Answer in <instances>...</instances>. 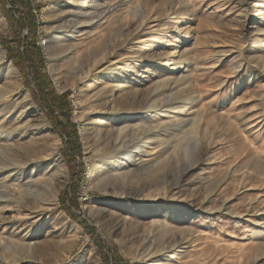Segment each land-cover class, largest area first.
Returning <instances> with one entry per match:
<instances>
[{
  "label": "rangeland",
  "instance_id": "rangeland-1",
  "mask_svg": "<svg viewBox=\"0 0 264 264\" xmlns=\"http://www.w3.org/2000/svg\"><path fill=\"white\" fill-rule=\"evenodd\" d=\"M131 1L0 0V89L12 98L0 100L3 128L17 130L24 112L29 127L18 152L57 151L52 166L66 167L50 181L59 185L53 201L44 183L36 196L19 197L1 179L0 196L8 200L0 202L7 241L0 264H264V0ZM115 2L122 5L103 20ZM25 15L50 82L45 93L71 106L69 117L54 113L63 132L31 68L24 77L10 56L24 51L19 40H30L29 29L16 26ZM109 74L120 76L107 93L101 86ZM129 113L172 126L133 178L116 181L109 178L114 136L100 124ZM75 139L80 155L69 150ZM73 172H84L78 189ZM68 194L78 203L70 211ZM148 208L166 229L151 228ZM146 230L154 231L156 249L169 245L152 260L138 256ZM18 241L33 243L32 258Z\"/></svg>",
  "mask_w": 264,
  "mask_h": 264
},
{
  "label": "bare ground",
  "instance_id": "bare-ground-1",
  "mask_svg": "<svg viewBox=\"0 0 264 264\" xmlns=\"http://www.w3.org/2000/svg\"><path fill=\"white\" fill-rule=\"evenodd\" d=\"M128 2L129 1H127V4H129ZM130 2H132V1L130 0ZM141 2H143V1H141ZM101 3L103 4V2H101ZM121 5H122V3L119 4L117 2H115V4L109 3L108 5H106V8H104L103 12H102L104 14L102 16L103 20H104V17L106 15L112 13L117 7H119ZM102 8H103V6H102ZM128 14H130V13H128ZM133 15L136 16L135 14H133ZM98 16H99V13H98ZM96 17H97V15H96ZM140 19H142L141 20V26L143 27L145 25V21L147 18L141 17ZM99 21H100V18H99ZM0 28L1 29L5 28V19L1 14H0ZM139 28H140V26H139ZM109 54H110V52H109ZM130 58H132V57H130ZM98 65H99V63H98ZM3 67L6 68L7 72L12 73L14 75H17L16 68L11 62L6 61V64H4ZM95 67H96V65H95ZM119 76H120V74L117 76H114L112 74L107 75V77L103 81V84L101 86L102 87L101 90L103 92L109 90L107 93L113 92L114 91L113 87H115L114 84L119 82V78H117ZM112 85H114V86H112ZM4 95H5L4 91L0 89V100L5 99L8 101L7 104L10 103L12 101V98L10 96L9 97L7 96V98H6V96H4ZM108 104H109V102H108ZM116 107H117L116 102L112 101L110 104V108L112 109V111H114L113 109ZM15 108H17V107H15ZM4 111L5 110L0 111V181H1V179H3L2 182H4V184L11 185V187H12L11 188V194L19 196V197H21L22 194H31V195L36 196L38 194L39 190L41 189L40 184L44 183L46 185L43 188L45 189V195L47 197V200L53 201V200L57 199V191H58L59 185H57V184L53 185V183H50V181L52 180L55 173H58L57 171H59V168L61 169L62 174H65V168H66L65 165L64 166L61 165L59 167L52 166L53 163L51 162V160H53L54 158H55V160L59 159L57 151L51 152L50 150L43 149V150H39L36 152L35 151L18 152L19 150L16 148V141L22 140L23 138L25 139L26 136L23 132H24V129L29 127V123L24 120V115H23L24 112H22L21 114L19 113L20 117L17 118V121H18L17 124L19 125L18 129L17 130L14 129L13 132H9V131L7 132L5 130V128H3V126L6 125V123L8 122V120L2 119V117L5 116ZM146 113L148 114L147 111H146ZM130 114L131 113L127 114L124 117H122L123 115H121V117L118 119L113 118L111 120V122H108V123H107V120L105 119L106 121H103V122L101 121V124H100V126H101L100 128L106 127L108 133L111 134L112 136H114L113 137L114 138L113 139L114 140L113 141L114 142L113 143V152L111 155L112 162H111V165L109 167L110 172L113 174L109 178L116 179V181H121V180L123 181V179H126V178H133L135 176V174L139 170H141V168L139 166V165H141V159H142L141 157H150V156L154 155V152H153L154 149L159 147V146L157 145L156 147H152V145H156L159 142V140L161 139V135L168 132L169 128H171L169 126H172V125H170V123L168 124L167 122H164V121L160 122L159 124H153V123L149 122V120L148 121L142 120V121L137 122L138 120L135 119V116L132 114L130 115ZM105 117H107V114H105ZM145 117H143L144 120H145ZM182 125L180 126L178 124L177 126H174V129L180 130L182 128ZM99 134H100V132L97 133V136H98L97 140L98 141H99V139H98ZM100 138H101V136H100ZM143 140H145V142H143ZM131 143L132 144L135 143V145L129 146V144H131ZM161 145H163V144H160V146ZM165 146H168V143H167V145L165 144ZM169 146H170V144H169ZM160 150H163L165 152L167 150V148L166 147L164 149L161 148ZM4 153H7V154L9 153V156H7ZM167 154H168V152H167ZM152 157H154V156H152ZM159 164H160V162H159ZM106 172L108 174L109 169H106L102 172V175H105V177L107 176ZM114 184L116 185V183H113V185ZM91 185L92 184H88L87 188L91 187ZM87 188H86V190H87ZM104 191H107V188H104ZM7 200L8 199L5 198L4 196H0V202L7 201ZM4 211L5 210H1V203H0V213H3ZM145 211L147 212V214H150V215H152V217H155V218H153V220H151V228L152 229L158 228V227H160L161 229H166L167 223L165 221L158 220L157 217H158L159 212L157 210L152 209V208H148V209H145ZM153 232L151 230L145 231V235H144L145 245L141 246L137 250L138 256L141 259L149 258L150 260H152L158 254L165 253L169 248V245L167 246L166 242L163 241V244H161L158 247V249H156V247H155L156 245H155L154 241L152 240ZM4 241L7 242L6 239L2 236V234H0V244H3ZM29 243L30 244L26 243V241H24V242L18 241L17 245L20 248H22L23 251L29 256L28 258H32L34 256L33 254L35 252V249L33 247L34 245H32L33 243L32 244H31V242H29ZM4 245L5 244H3V246ZM198 247H199V245H198ZM182 248H184V247H182ZM184 251H186V250H184ZM174 253H177V252H174ZM32 261H33V259H32Z\"/></svg>",
  "mask_w": 264,
  "mask_h": 264
},
{
  "label": "trees",
  "instance_id": "trees-1",
  "mask_svg": "<svg viewBox=\"0 0 264 264\" xmlns=\"http://www.w3.org/2000/svg\"><path fill=\"white\" fill-rule=\"evenodd\" d=\"M7 18L10 20V16L7 14ZM24 25L29 29L30 36L29 39L26 38L25 40L21 39V33L15 32L17 35V40L21 39L19 41H22L25 44L24 51H14V53L11 56V59L14 60L15 65L17 69L21 71V73L24 75V77L27 76V71H30L29 68L33 71L34 74V79L37 82V93L39 94L40 98L43 99L44 102H46L47 106V111L51 116V119L54 121L55 127L60 131L63 132L62 127H61V122H59L56 118H54V113L55 112H61L64 113L69 117V114L71 113V106L67 101V98L65 96L63 97H58L54 95L52 92L49 94L45 93V86L50 85L48 78H45L42 70H43V55L41 52V48L38 45V37L36 36L35 30L33 29L34 23L29 20L28 16H24L23 20L17 23V28L19 30L24 28ZM7 47H9L7 45ZM13 52V49L10 53ZM29 69V70H28ZM75 142V144H74ZM73 143H71V148L69 149L70 151H74L77 155L81 154V146L78 144L77 140L75 139ZM73 181L76 185V188L80 186V184L83 182L84 179V172H73ZM75 188V189H76ZM73 189V187H72ZM69 201V204H63L64 207L68 211H70V208L72 207H78V203L74 202L77 200H74V198H70L69 194L67 197L66 202ZM70 213V212H69Z\"/></svg>",
  "mask_w": 264,
  "mask_h": 264
}]
</instances>
